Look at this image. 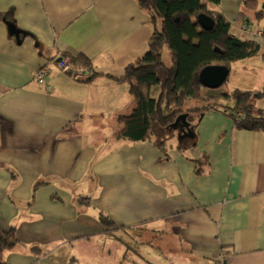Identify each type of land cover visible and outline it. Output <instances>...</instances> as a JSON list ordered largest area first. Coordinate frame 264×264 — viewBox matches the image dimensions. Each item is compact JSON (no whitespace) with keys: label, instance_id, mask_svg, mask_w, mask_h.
Returning a JSON list of instances; mask_svg holds the SVG:
<instances>
[{"label":"crops","instance_id":"0c3cea01","mask_svg":"<svg viewBox=\"0 0 264 264\" xmlns=\"http://www.w3.org/2000/svg\"><path fill=\"white\" fill-rule=\"evenodd\" d=\"M219 9L236 37L260 47L232 64L223 87L263 92L264 43L253 36L264 31V0H221ZM0 13L23 32L16 39L0 20V230L15 229L18 241L8 264H82L102 241L131 232L159 245L142 264H264V133L207 112L193 125L196 146L184 152L177 140L164 154L118 135V117L135 101L129 83L115 80L146 54L154 31L138 0H0ZM79 56L92 72L72 65ZM40 68L49 70L45 85ZM95 73L115 80L87 81ZM257 107L264 110V97ZM41 181L49 184L34 193ZM127 249L117 264H140Z\"/></svg>","mask_w":264,"mask_h":264},{"label":"trees","instance_id":"16d2710c","mask_svg":"<svg viewBox=\"0 0 264 264\" xmlns=\"http://www.w3.org/2000/svg\"><path fill=\"white\" fill-rule=\"evenodd\" d=\"M220 3L221 0H138L140 8L149 14L154 28L148 51L128 65L121 78L115 80L112 76L97 73L87 78L90 82L96 77L108 76L117 82L129 83L135 108L130 115L118 117L119 137L132 142H151L167 154L171 141L178 136L179 130L171 128L176 119L187 114V121L194 129L193 125L198 124L207 112L223 114L240 131L264 133V110L257 107V100L264 97V91L252 94L239 89L228 90L223 86L208 89L200 82L202 69L221 65L230 70L234 62L255 56L260 48L253 41L240 39L231 32V23L219 9ZM254 5L245 3V8L253 10ZM200 15L213 19L215 25L212 30L202 29L198 23ZM256 15L260 17L261 13ZM0 20L13 23L2 13ZM165 52L171 57L169 67L164 61ZM71 63L82 71L83 76L93 71L92 64L84 56L72 58ZM62 70L78 78L73 70ZM162 71L166 75L161 78ZM158 86L161 90L154 98L153 88ZM194 103L198 105L189 107ZM194 133V138L177 140L179 151L196 146L195 130ZM194 162L197 175H203L202 162ZM47 184L48 181L38 182L33 192ZM77 202L79 206H86L90 198H79ZM100 222L110 232L116 228L107 215L101 214ZM17 244L15 229L0 230V264H8L5 256Z\"/></svg>","mask_w":264,"mask_h":264},{"label":"rangeland","instance_id":"374dc122","mask_svg":"<svg viewBox=\"0 0 264 264\" xmlns=\"http://www.w3.org/2000/svg\"><path fill=\"white\" fill-rule=\"evenodd\" d=\"M164 61L167 64V66L169 67L172 64L171 61V57L170 54L168 52H165L164 54ZM166 75L165 71H162L160 76L161 78ZM228 87V84H227ZM226 89V86L224 87ZM157 89V87H156ZM157 91V90H156ZM209 91H207L208 93ZM197 106L198 103H194V104H190V106ZM109 128H110V124H107L106 127V131L109 132ZM105 131V130H104ZM103 131V132H104ZM176 138H173L171 144H174L176 142ZM83 189L82 192L84 195H87L89 190L91 189V185L90 182H86L84 183V186H80L78 190ZM118 237L119 240H104L101 243L100 249L98 251V253H95V250H93L92 252V257L91 258H87L83 261L82 264H117L119 262V260L121 259V257L123 256V253H125V250L122 251V247L125 245H127V247L130 249V251L127 249V252H130L129 254L131 256L136 257L135 259H137L140 264H142L145 260H148V258H152L151 255H153V258H156L155 255L157 254L156 250L154 248H158V243L155 239H153V237L150 239V243L152 247L147 246L146 244H141L138 241H135L134 237L136 236L133 232L131 233H123V235H116ZM145 238H148V236H146ZM123 243V244H122ZM154 247V248H153ZM102 252L107 253L109 252V254L107 255L109 261L106 262H102V256L100 255ZM81 253H85L88 254L90 253L89 250L85 249L83 251H81Z\"/></svg>","mask_w":264,"mask_h":264},{"label":"water","instance_id":"95a60500","mask_svg":"<svg viewBox=\"0 0 264 264\" xmlns=\"http://www.w3.org/2000/svg\"><path fill=\"white\" fill-rule=\"evenodd\" d=\"M198 23L203 30L210 31L214 28L215 22L207 15H200ZM9 27L10 35H14L16 39L20 38L23 34L15 24L7 23ZM230 74V70L227 67L221 65L208 66L202 69L199 73V79L202 85L208 89H218L225 84ZM187 114L180 115L175 123L171 125L174 130H179L177 140H181L182 137L194 138V129L187 121ZM181 129V130H180Z\"/></svg>","mask_w":264,"mask_h":264},{"label":"built area","instance_id":"2783aa9c","mask_svg":"<svg viewBox=\"0 0 264 264\" xmlns=\"http://www.w3.org/2000/svg\"><path fill=\"white\" fill-rule=\"evenodd\" d=\"M253 39L256 42L264 43V31H258L257 34L253 36ZM58 65L61 69H67L68 68V61L62 60V61L58 62ZM48 75H49L48 69L40 68L36 74V79L40 84L45 85L47 82ZM216 264H228V263L226 262V260H224L221 257V258H218V260L216 261Z\"/></svg>","mask_w":264,"mask_h":264}]
</instances>
